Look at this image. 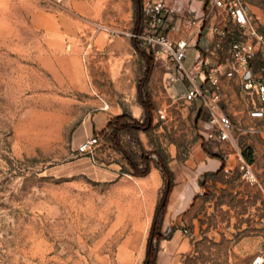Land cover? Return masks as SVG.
<instances>
[{
	"label": "rangeland",
	"instance_id": "rangeland-1",
	"mask_svg": "<svg viewBox=\"0 0 264 264\" xmlns=\"http://www.w3.org/2000/svg\"><path fill=\"white\" fill-rule=\"evenodd\" d=\"M247 1L264 9V0ZM33 7L32 0L0 3V264H144L160 196L147 191L104 135H85V119L100 108L92 100L103 76L99 59L92 52L81 56L88 88L80 89L79 78L64 71V58L54 56L32 26ZM87 31L91 43L101 36L114 40ZM196 51L213 64L227 53L215 49L207 33H200L186 59L191 74ZM77 63L67 62V67ZM173 73L172 63L157 61L147 84L155 104L154 128L121 138L129 154L140 164L145 155L151 168L157 167L158 154L170 161L172 148L178 150V160L186 159L196 141H202L206 150L218 149L204 136V121L196 123L199 111L205 110L202 102L183 98L188 81L167 83ZM219 91L221 106L232 121L241 128L254 126L239 78L227 75ZM158 110L165 119H159ZM138 121L143 124L144 117ZM88 138L98 139L92 155L79 151ZM237 144L241 150L257 151L264 146V136L245 134ZM246 235L206 237L192 242L186 253H175L163 242L157 264H255L264 258V249H255L252 243L235 247Z\"/></svg>",
	"mask_w": 264,
	"mask_h": 264
},
{
	"label": "crops",
	"instance_id": "crops-1",
	"mask_svg": "<svg viewBox=\"0 0 264 264\" xmlns=\"http://www.w3.org/2000/svg\"><path fill=\"white\" fill-rule=\"evenodd\" d=\"M5 1L0 0V3ZM245 1L264 32V9L254 2ZM32 2V26L43 35L53 55L64 58V71L70 77L79 78L80 89L88 88L83 81L81 56L92 52L93 58L99 59L103 76L101 82L95 85L96 99L93 96L92 100L97 101L96 105L100 108L98 113L85 119V135L89 137L95 131H103L110 120L122 115L124 111H128L137 120L142 119L144 109L138 100V85L142 67H147L143 52L153 57L154 67L158 60L166 61L156 58L142 42L137 41L139 48L136 47L132 38L110 40L101 36L91 43L87 31L91 30L88 21H102L135 32L134 0H63L62 4L40 0ZM169 4L177 11L172 24L175 29L170 31V37L174 40L188 36L183 25L190 18L205 20L204 28L196 35V39L200 33L208 35L211 27L208 20H217L215 15L218 12L211 11L208 0H194L190 5L189 0H169ZM185 4L187 6L183 10ZM218 20H225V16L220 13ZM67 62L80 63L70 69ZM225 77L222 76V79ZM248 119L253 125L258 124L249 115ZM141 141L145 146L144 140ZM212 144L217 146L216 151H206L202 141H196L190 155L184 160L177 159L176 148L171 149L169 166L174 173L175 185L162 230H172L173 235L170 240L163 242L175 253H186L192 249V242L202 241L203 238L232 239L235 234L246 232L247 235L235 247L252 243L255 249H264V146L257 151L249 149L252 154V161L249 162L253 164L257 178V183L251 184L239 172L236 147L229 142ZM136 178L142 181L150 194L160 196L164 185L160 169L152 167L147 176ZM185 230L190 232L191 237L186 236Z\"/></svg>",
	"mask_w": 264,
	"mask_h": 264
},
{
	"label": "built area",
	"instance_id": "built-area-1",
	"mask_svg": "<svg viewBox=\"0 0 264 264\" xmlns=\"http://www.w3.org/2000/svg\"><path fill=\"white\" fill-rule=\"evenodd\" d=\"M60 3L62 0H55ZM211 11H217L225 16V20L213 24L208 35L214 41L218 51H227L222 60L213 64L209 57L197 53L191 74L186 66L188 50L196 47V35L204 28L205 20L188 19L183 28L187 37L174 40L170 31L176 9L169 0H143L142 29L139 32L121 29L102 21H88L93 34H106L112 39L127 37L144 43L146 48L156 58L172 63L174 73L170 74L167 83L172 86L188 81L190 84L183 95L187 102H202L209 113V120L203 123L204 136L210 143L233 144L237 149L239 172L243 179L251 184L257 183L253 164L243 155L238 147L242 135L264 136V125H254L247 128L238 127L221 106L222 94L219 91L222 76L236 75L239 78L242 91L249 98L251 108L249 118L264 124V32L254 18L250 5L245 0H208ZM225 24V25H222ZM159 119H165L162 110H158ZM98 140L91 138L85 141L79 151L92 155ZM185 234L191 237L188 230ZM255 264H264V258H258Z\"/></svg>",
	"mask_w": 264,
	"mask_h": 264
},
{
	"label": "trees",
	"instance_id": "trees-1",
	"mask_svg": "<svg viewBox=\"0 0 264 264\" xmlns=\"http://www.w3.org/2000/svg\"><path fill=\"white\" fill-rule=\"evenodd\" d=\"M134 4L136 19L135 32H139L143 24V1L134 0ZM133 42L135 46L139 48L137 41L133 40ZM143 55L147 59V67L144 73V77L139 81L138 85V100L144 109L143 124H140L139 121L135 119L128 111H124L122 115L110 120L107 124V127L103 131H95V134L97 135H104L106 140H108L112 144L113 149L123 155V157L128 161L132 169V173L135 177H145L151 172L150 161L144 155L142 164L138 163L124 148L121 138L124 134L132 135L133 133L138 131L149 133L154 128L153 114L155 112V104L151 95L147 91V84L153 68V57L148 56L145 52H143ZM209 117L210 115L208 114V112L204 109H201L198 113L196 123L198 124L200 121H207ZM136 143H138L139 146H142V143L139 140L136 141ZM152 153L156 154L155 152H149L150 155ZM242 153L248 161H252V154L249 153V148L244 149ZM209 154L213 155L211 153ZM157 168L161 171L164 185L160 192L159 201L154 211L152 224L147 240L144 264H157L158 254L160 252L162 242L165 240H170L173 235L172 230L163 232L162 225L167 213L170 195L175 185L174 173L169 166L167 157L161 154H158Z\"/></svg>",
	"mask_w": 264,
	"mask_h": 264
}]
</instances>
